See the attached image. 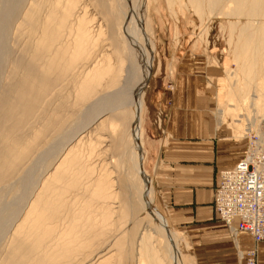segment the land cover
Segmentation results:
<instances>
[{"label":"bare ground","instance_id":"1","mask_svg":"<svg viewBox=\"0 0 264 264\" xmlns=\"http://www.w3.org/2000/svg\"><path fill=\"white\" fill-rule=\"evenodd\" d=\"M134 1L94 0L104 20L96 22L99 31L94 34L83 9L75 11L82 5L79 0H0V264H103L116 241L105 244L102 239L99 246L97 240L117 211L129 217L136 233V264H165L151 242V222L167 242L170 264H178L171 229L152 201L150 178L142 166L139 107L154 70V46L147 8ZM233 1L237 14L250 22L264 16V0ZM70 17L74 24H68ZM241 35L243 59L248 60L242 68L250 75L254 63L248 54L264 50V23ZM98 41L102 69L91 58ZM84 58L91 65L82 85L77 84L74 101L84 103L75 110L79 118L55 128L65 119L64 102H55L60 97L56 89ZM88 111L93 112L86 115ZM105 126L110 127L115 155L111 151L109 162L126 166L118 192L116 177L105 166L81 178L88 170L84 161L101 152L87 149L85 138L91 128ZM262 130L249 140L244 158L264 148ZM51 149L56 152L43 166L39 161ZM80 184L81 191L74 193Z\"/></svg>","mask_w":264,"mask_h":264},{"label":"rangeland","instance_id":"2","mask_svg":"<svg viewBox=\"0 0 264 264\" xmlns=\"http://www.w3.org/2000/svg\"><path fill=\"white\" fill-rule=\"evenodd\" d=\"M79 2L82 3V5L81 7H77L75 11L81 13L83 9L89 26L94 34L98 33L99 29L96 27V22L98 20L102 21L103 18L99 16L98 8L94 0H79ZM134 5H138V0L134 1ZM139 6L141 9L147 8V25L150 29V35L154 46L152 51L154 70L149 81V86L143 95L139 107L142 132L141 141L144 151L142 166L147 176L150 178L152 201L165 217L167 225L171 229L173 244L178 253V264H187V262H189V241L179 228L170 225L168 222L165 212L166 205L164 206L159 190L154 182L153 167H155L154 164L159 159V149L161 144H163V141H160V135L163 138L164 134L161 132V124L156 121L159 112L154 106L153 97H155L156 94H159L160 86L166 90L173 89L178 66L184 62H194L196 63V66L202 68L206 67L208 69L204 70L209 73H211V69H219L222 75L217 84L221 86L223 90L225 89V96H223L224 100H222L220 106L214 109L213 117L218 120L220 125H225L229 130H232L234 137L237 139H245L248 146V142L252 139V136L258 135L260 132L262 134V129L264 128V50L255 49V52L253 49L249 52L248 56L254 63L253 71L249 75L242 68L243 64H246L248 60L243 59L241 47L243 45L242 39H244V37L241 33L244 29L253 30L254 27L260 26L264 23V16H258L255 19L253 18L252 22H250L246 15L237 14L233 0H139ZM74 22V17H70L68 24H74ZM104 27L105 26L102 28L104 29ZM99 45L100 42L98 41L91 54V58H93V62H99V69H102L104 67L102 60L104 55L99 50ZM197 57L203 58L202 61H200L201 65L198 64L199 62H196L197 59H194ZM89 60V58H84L80 61L76 65V69L67 74L60 86L56 89L60 91L58 92V95L60 96L58 98L60 101L57 100L55 102H57V106L64 102L61 105L64 106L62 110L64 115L62 114V117L65 119H61V121L57 122L55 128L62 127V125V128L67 127L68 123L70 124L71 122V124H73L72 119L75 118V116H78L75 119L79 118L80 112L78 114L75 110L79 108L82 109L84 103L74 100L78 95V85H82V77L85 76L82 75L85 72V69L91 65H88ZM84 64H87L88 66L83 68L82 66ZM100 92L101 91L98 89L97 94ZM65 101L67 103H65ZM56 105L53 104L54 109L57 107ZM71 112L72 114L70 115L69 113ZM91 112L93 111H88L86 115H89ZM51 113L55 114V111ZM69 118H71V121ZM154 129L157 132H155ZM91 130L89 136L85 138V143L88 145L87 149L96 154L99 150H101V152L97 157L90 155L88 161L83 160L88 166V170L84 171L85 174L82 175L81 178L87 176L88 173L93 171L97 172L100 167L103 168V166H105L104 169L107 168L109 171L112 170L111 176L116 177L117 181L114 180L113 187L115 189L114 191L118 192L119 189L116 188L119 186L118 179L125 176L124 171H126V166L123 163L121 167L117 168L114 161L109 162L111 151L113 153L112 155L115 156L112 147L110 148V142L112 140L110 127L105 126L104 130L101 128L97 129V131L95 128H91ZM55 152V149H51L39 162H48V160H51ZM46 157L48 160L45 159ZM45 162H43V166L46 164ZM115 167L117 168V171L113 169ZM81 189L82 184L75 188L74 193L75 191L77 193L80 192ZM82 203L83 201H81V204ZM145 216V213H142V219H145ZM112 218L110 221L111 226L109 224L105 229L103 228L104 230L102 229V233L97 242H100L99 246H103L102 242L110 243L113 241L112 244L115 241L116 242L114 243L115 245H110L112 249L109 248V251L105 256L106 259H103L101 262L105 261L103 264H136L135 256L137 258V254L134 245L136 233L128 224L129 222L127 220L129 217H120L117 211V213L112 215ZM141 222L143 223L144 221L141 220ZM118 223L120 225H118ZM152 224L153 223L151 222L150 231L153 236L151 242L157 250V253L161 256L163 261H165L163 263L170 264L169 247L167 242L162 238L159 231L152 229ZM117 228L119 229L117 230ZM103 237H106L108 240ZM128 238L131 239L129 240ZM117 241H121V244L119 243V245H116ZM97 242L96 245H98ZM94 244L92 246L95 247ZM118 246H120V248ZM141 264L153 263L142 262Z\"/></svg>","mask_w":264,"mask_h":264},{"label":"crops","instance_id":"3","mask_svg":"<svg viewBox=\"0 0 264 264\" xmlns=\"http://www.w3.org/2000/svg\"><path fill=\"white\" fill-rule=\"evenodd\" d=\"M194 59L201 65L203 58ZM195 64H180L173 89L160 86L153 97L159 112L156 121L164 134L153 167L154 182L168 222L189 241L187 264H245L214 211L213 191L219 172L243 158L247 141L234 137L213 117L225 96V89L217 84L222 73L217 68L209 73ZM237 244L245 252L252 240L241 234ZM256 264H264V241L257 244Z\"/></svg>","mask_w":264,"mask_h":264},{"label":"built area","instance_id":"4","mask_svg":"<svg viewBox=\"0 0 264 264\" xmlns=\"http://www.w3.org/2000/svg\"><path fill=\"white\" fill-rule=\"evenodd\" d=\"M259 150L220 171L213 193L215 212L236 241L238 255L245 264H256L257 244L264 241V148ZM255 156L257 160L252 159ZM241 234L252 240L245 252L238 249Z\"/></svg>","mask_w":264,"mask_h":264}]
</instances>
